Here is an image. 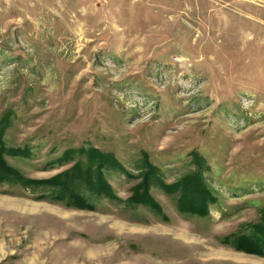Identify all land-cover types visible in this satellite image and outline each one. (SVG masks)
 <instances>
[{"label":"rangeland","instance_id":"1","mask_svg":"<svg viewBox=\"0 0 264 264\" xmlns=\"http://www.w3.org/2000/svg\"><path fill=\"white\" fill-rule=\"evenodd\" d=\"M0 147L31 180L80 148L126 170L94 167L109 196L78 176L91 208L0 180V264H264L232 244L264 211V0H0ZM145 163L200 169L207 210L127 203Z\"/></svg>","mask_w":264,"mask_h":264},{"label":"trees","instance_id":"2","mask_svg":"<svg viewBox=\"0 0 264 264\" xmlns=\"http://www.w3.org/2000/svg\"><path fill=\"white\" fill-rule=\"evenodd\" d=\"M0 148L3 149L2 147ZM11 152L13 154H25L21 148H12ZM76 153H78V157L73 159L74 164L70 169L48 179L31 180L20 177L16 169L6 165L2 157V152H0V163H2V166L0 164V180H4L6 176L9 177L13 174L15 178L24 181L25 186H29L31 183L36 185L40 184V186L48 187L50 193L56 196L55 198L64 197L75 206L91 208V205L86 202V197L77 189L78 176L83 174L87 185L91 186L96 194L109 196L112 194L111 186L102 177L101 171L97 170L95 172L94 167L105 160L111 167L117 170H126L123 169L111 154L104 153L94 147L89 149L80 148L76 150ZM83 154H86L87 157L90 156L86 163L80 159ZM140 171L143 177L133 187L131 195L127 198V203H142L149 207L158 208L156 202L149 194V187L154 185L163 188L166 192L176 191L178 194V206L182 210L190 212H204L207 210L211 198L205 190L200 169H195L194 172L172 183H165L161 177H158L157 168L149 163H145L140 167ZM230 238V236H226L224 237V241L231 243ZM232 244L239 250L264 255V211L261 214L260 221L253 227V230L248 233L236 235L233 237Z\"/></svg>","mask_w":264,"mask_h":264}]
</instances>
